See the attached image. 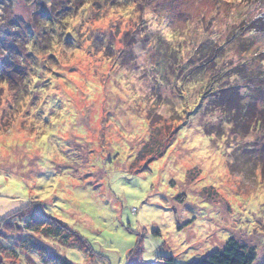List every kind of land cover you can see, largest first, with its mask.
Here are the masks:
<instances>
[{"label": "clouds", "instance_id": "obj_1", "mask_svg": "<svg viewBox=\"0 0 264 264\" xmlns=\"http://www.w3.org/2000/svg\"><path fill=\"white\" fill-rule=\"evenodd\" d=\"M23 3L22 24L36 33L25 47L35 56L14 83L0 67V264H44L41 251L52 240L45 229L29 235L33 223L85 237L96 232L72 242L82 249L77 264L132 257L133 264H158L156 246L169 248L156 256L197 264L194 255L225 243L238 246L248 264H264V163L243 164L241 144L205 147V130L220 128L228 113L207 101L196 108L200 92L180 86L192 51H180L178 61L158 56L166 36L156 0ZM196 4L193 24L209 43L247 48L258 40L264 51V0ZM41 8L45 19L33 16ZM5 55L0 49V60ZM186 113L185 128L173 135ZM258 158L264 162V153ZM6 222L16 230L8 239ZM25 240L33 243L25 247ZM146 241L153 243L147 252ZM193 244L199 253L185 251Z\"/></svg>", "mask_w": 264, "mask_h": 264}, {"label": "rangeland", "instance_id": "obj_2", "mask_svg": "<svg viewBox=\"0 0 264 264\" xmlns=\"http://www.w3.org/2000/svg\"><path fill=\"white\" fill-rule=\"evenodd\" d=\"M113 6H118L117 5V0H113ZM15 6V12L12 10V17L13 20H16L18 18H21V10L23 7H27L24 5L23 0H15L14 2ZM196 9H197V4L196 0H156L155 4V12H156V20L162 21L163 22V28L165 29V36L166 38L162 37V45L161 48L157 50V54L161 58H168V59H173L175 58L177 61L179 60V53L180 51L183 50H189L192 51V55L187 59V64L181 66L180 68V73L182 74V79H181V87H184L185 85H191L193 87V91H198L201 83H198L197 80H204L203 86L200 88V95H202L203 90L211 87V85L215 84V82H218L216 85V91H220L219 85L221 84V81L225 83L226 81L229 84H241L240 86H248L244 87L242 89H247L244 94H247V97L251 98H257L259 100V104L264 101V53L263 51H260L259 47H257V44L260 43V41H254L251 45V47L247 48H242V49H248V51L245 53V55L240 54L239 50H236L235 46L231 45L230 47H224L221 61L219 64H215V61L213 59L214 55L217 53L216 51L213 52L214 55L210 57L208 54L206 57V62L208 66H212L213 68L210 72L206 71L210 68L204 69V68H199V70H202L201 72L195 71V69L198 68L199 65L197 60L198 58V52L197 49L201 44H204V46L201 47V49H208L207 51H210L215 47L214 43L215 41H212L209 43L210 37H203L199 34V29L195 27L193 24V20L196 15ZM62 9H60L61 11ZM49 15L46 11H44L42 8L38 9L36 13H33V16L35 15ZM131 14V12L129 13ZM44 19V18H42ZM70 19V17L68 18ZM17 28H13L11 31L8 32L11 36H6L5 34L0 31V49L4 50H9L10 42L13 44V50L12 54L7 53V55L4 56L2 60H0V67H4L7 69H10L12 74L8 75V79L12 81L13 83L15 82L16 77H26L28 74V69H29V61H32L35 54L33 52H30L27 50L25 47L26 44L32 42L31 37L35 36V28L31 24H22V20H17ZM19 26V28H18ZM206 32L207 29H204ZM47 35V33H45ZM69 37L71 38V34H68ZM10 41V42H9ZM70 39L66 41V43H69ZM1 43L5 44V46H1ZM175 44V48L172 47V45ZM207 44L213 45V46H206ZM204 47V48H203ZM11 54V55H10ZM10 55V56H9ZM185 56H187V52H185ZM196 56V57H195ZM231 57V58H229ZM21 59L24 61V63H18L17 59ZM49 59H55L54 55H50ZM218 59V58H217ZM216 59V60H217ZM220 59V58H219ZM208 61L210 64H208ZM160 62H163L161 60ZM244 62H248L252 68H248V73L250 74L251 80H244L243 78V69L245 68ZM229 69H237L241 70L240 72H237V75L241 76H235L233 71ZM242 77V78H241ZM212 82H214L212 84ZM243 82V83H241ZM206 85V88H205ZM240 90V89H239ZM211 92V91H210ZM236 95V94H235ZM234 94H232L231 98L235 97ZM207 96L211 98L212 95H209L207 93ZM238 96V95H237ZM208 97L206 99H208ZM157 101H160L162 99L161 96L156 97ZM205 99V100H206ZM235 103V102H234ZM238 103V102H236ZM262 111L264 113V107ZM194 111V110H193ZM261 111V110H260ZM190 115V113H186L184 118L182 120H177L176 121V126L173 129V135H176L180 133L179 131H182L186 124H187V116ZM223 120L226 119V117H222ZM47 123V121H45ZM246 123V122H245ZM244 123V124H245ZM249 128L245 130V133L241 137H237L233 139L230 135V129L227 127H223V129L220 131V128L217 129H212L209 130L213 133H208V134H213L217 139H210V137L204 132V136L202 138V142L205 143V147L207 149H212L215 148L217 151L220 149V144L218 143V140H223L224 146L225 147H232L235 142L238 141L239 143L245 144V145H250L253 143V145H256L255 149H250L247 154L250 156V163H255L257 166H259L261 163H264L259 160V154L263 152L264 149V144L262 142V139L264 138V134H262L263 130H259L257 128H254V121H252L251 124H249ZM218 130V131H216ZM182 133V132H181ZM249 133H254L255 137L253 140L249 141L247 139H244ZM187 139V137H186ZM254 147V146H252ZM120 153L116 152V156H119ZM164 153H161V157H163ZM111 158V154H109ZM210 158V157H209ZM241 159V162L243 163V159ZM155 158H153V161H149V163L154 162ZM111 162V159L109 160ZM244 164V163H243ZM145 168H147V165H145ZM259 170V168H258ZM262 175H264V172H262ZM254 195H259L260 190L259 188L256 189V191L253 193ZM59 200V198H56ZM87 201H84L81 204V207L86 204ZM3 208V205H0V209ZM54 219L60 220L61 224H67L68 223V218L60 219L59 216L54 217ZM195 219V217H193ZM104 223L107 224V220H104ZM181 230L178 225V231ZM74 232H77V235H72L74 240L77 241V245H79V239H87L90 241V238L92 235H95L96 232H90L87 237L83 236L82 232H78V230L74 229ZM16 234V231H14V235ZM131 234V233H129ZM102 235V233H101ZM71 241V244L72 242ZM115 241H112L114 243ZM45 243V242H41ZM167 244V241L164 242ZM185 243H188L186 240ZM147 247L144 249L145 252H147L148 248L153 247V243L151 241H146ZM226 245L223 244H217L215 246H211L209 249L203 251L202 254L194 255L192 257V260H198L216 250L223 249L224 246ZM47 248L51 251H56L59 253L61 256L64 258H67L71 263L77 264V257L76 253H80L82 249H80L78 246L73 248L72 246H65L60 242H53L47 244ZM65 250L68 251V254H65ZM157 251H162L164 253L169 251V248H163L160 249L159 246H156L152 256H154L158 264H175L174 259H170L166 255H159L156 256ZM186 252L188 251H196L199 253V250L196 248V245H192L190 248L185 249ZM174 256V252H173ZM136 257H132V260H128L125 258L124 264H133V261H135ZM45 264V263H44ZM147 264V262H146Z\"/></svg>", "mask_w": 264, "mask_h": 264}, {"label": "trees", "instance_id": "obj_3", "mask_svg": "<svg viewBox=\"0 0 264 264\" xmlns=\"http://www.w3.org/2000/svg\"><path fill=\"white\" fill-rule=\"evenodd\" d=\"M113 1V0H112ZM14 2L15 0H0V9H2V11H0V20L3 21V23H0V31H2L3 34H5L6 36H11L10 34H8L9 31H11L14 27L17 28V20H22L21 18H18L16 20H13L12 17V10L15 12V6H14ZM61 11H64V9H62ZM71 12V9L69 8V13ZM16 13V12H15ZM57 15H59V12L56 13ZM35 16H39L41 19L42 18H47V15H35ZM70 17V15L65 16V19H68ZM19 28V26H18ZM35 28V27H34ZM10 42V41H9ZM10 44L12 45V47L10 46L9 50H4V52H8L12 54V50H13V44L10 42ZM205 44V43H204ZM204 44H201V46L198 47L197 52H198V68L195 69V71H199L201 72L202 70H199V68H210L206 71L210 72L213 68V65L208 66L207 62H206V57L207 54L212 57V55H214L213 52H217L213 59L215 61V64H219L221 61V57L223 56L222 53L223 51H221V48H224V45H219L217 46L216 41L214 43L215 47L213 45L207 44L206 46H213L214 48L211 49L210 51H207L208 49L204 50L201 49L202 46H204ZM231 45L235 46L236 50L240 51V54L245 55V53L248 51V49H242L244 48L240 41H236L235 43H232ZM1 46H5V44L1 43ZM204 48V47H203ZM264 53V51L262 52ZM10 54V55H11ZM9 55V56H10ZM196 57V56H195ZM218 58V59H217ZM220 58V59H219ZM217 59V60H216ZM264 62V60L262 61ZM208 64L209 61H208ZM244 66L245 68L243 69V78L244 80H251L250 74L248 73V68H252V66H250V64L248 62H244ZM249 66V67H248ZM231 71L234 72V74H236L235 76H241V75H237V72H240L241 70H237V69H229ZM200 88L203 86L204 84V80H197ZM214 82H212L213 84ZM218 82H215V84L211 85V87H209L206 91V89L203 90L202 95L199 96V101L196 105V108H200L202 106H204L205 101L208 102V104H216L218 107H220V110L222 112H227L228 115L225 116L226 119L223 120L222 119V126L220 127V131L223 129V127H227L228 124H231L232 127L228 128L230 129V135L231 137H233V139L237 138V137H241L244 133L245 130L249 128V124L252 123V121H254L255 125L254 128H257L259 130H263L262 134H264V113L262 111L263 108H260V104H259V100L257 98H251L250 96L247 97V94H242L241 93V89L244 87H248V86H240L241 84H229L227 81L225 83H223L221 81L222 85H219V89L220 91L215 92ZM206 88V85H205ZM240 89V90H239ZM198 90V91H199ZM201 91V90H200ZM199 91V92H200ZM211 91V92H210ZM207 93H209V95H212L211 98H209L207 96ZM232 94H236L235 97L231 98ZM238 95V96H237ZM208 97V99H206ZM206 99V100H205ZM235 102V103H234ZM238 102V103H236ZM196 108H194L193 110L195 111ZM261 110V111H260ZM246 122V123H245ZM245 123V124H244ZM218 131V130H216ZM180 133L182 131H179ZM213 133L209 130H205V134L209 135V136H213L215 137V135L213 134H208V133ZM250 134V133H249ZM262 141H264V138L262 139ZM236 144H241L238 141L235 142ZM264 144V142H263ZM243 149L242 151H240V158L243 159V163L246 164H250V155L247 154V152L250 151V149H255L256 145L253 143L250 145H245L243 144ZM254 146V147H252ZM148 148V145H145V149ZM264 153V149L263 152ZM161 155V154H160ZM9 230L6 234H4V238L8 239L9 236L14 235V231L11 228V225L8 224L6 222L5 225ZM27 229V233L29 235H31L32 233L40 230V229H45L48 233H49V239H51L53 242H60L65 246H72L71 241H73V237L71 235V233L67 232L65 229L63 228H58L54 225L51 224H45V223H33L31 225H27L26 226ZM21 243L27 247L29 245H31L33 243V241L31 240H25V241H21ZM79 247V246H78ZM80 248V247H79ZM81 249V248H80ZM13 254L15 255V253L13 252ZM41 257L44 261L45 264H60L61 261V256L59 253H57L56 251H51L49 250L47 247L46 249H43L41 251ZM64 260H68L67 258H64ZM69 261V260H68ZM197 264H248V258L247 256L244 255H240L238 254V246L236 247H230L227 244L224 246L223 249L220 250H216L198 260ZM70 264H73L70 262Z\"/></svg>", "mask_w": 264, "mask_h": 264}]
</instances>
